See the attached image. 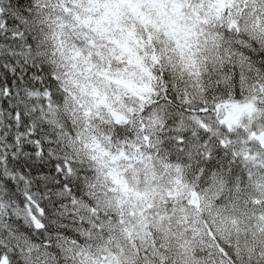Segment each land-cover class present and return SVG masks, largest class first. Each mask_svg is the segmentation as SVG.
Returning <instances> with one entry per match:
<instances>
[{
  "label": "snow or ice",
  "instance_id": "obj_1",
  "mask_svg": "<svg viewBox=\"0 0 264 264\" xmlns=\"http://www.w3.org/2000/svg\"><path fill=\"white\" fill-rule=\"evenodd\" d=\"M0 264H264V0H0Z\"/></svg>",
  "mask_w": 264,
  "mask_h": 264
}]
</instances>
